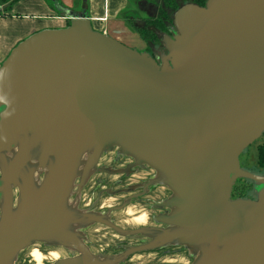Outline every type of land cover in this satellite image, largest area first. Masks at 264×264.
<instances>
[{"label":"water","instance_id":"95a60500","mask_svg":"<svg viewBox=\"0 0 264 264\" xmlns=\"http://www.w3.org/2000/svg\"><path fill=\"white\" fill-rule=\"evenodd\" d=\"M65 12L68 25L33 32L0 65V264L38 241L76 252L51 264H123L166 243L191 249L190 264H264V174L239 159L264 134V0L181 5L162 64ZM112 146L172 191L171 227L107 257L74 225L134 231L68 198L84 153L90 169ZM238 179L256 198H232Z\"/></svg>","mask_w":264,"mask_h":264},{"label":"flooded vegetation","instance_id":"af4514ba","mask_svg":"<svg viewBox=\"0 0 264 264\" xmlns=\"http://www.w3.org/2000/svg\"><path fill=\"white\" fill-rule=\"evenodd\" d=\"M66 20L68 21V19ZM174 33L175 28L173 25L167 31L159 32L163 46L164 35L174 36ZM135 49L139 50L138 48ZM139 51L148 52L159 64H162L167 53L165 47L163 50H160L152 47V45ZM89 161V154L84 153L82 157L83 163L80 166L79 175L74 180L68 203L83 214L95 213L119 228L134 231L133 233L119 234L116 230L100 222L75 224V230L82 234L84 243L94 254L115 257L130 247L145 245L151 242L155 235L150 234V231L155 232L159 229L171 227V225L163 223L161 217L171 213V209L165 206L164 202L172 195V191L167 186L156 181L157 172L155 169L146 164L137 163L133 157L124 154L117 146H112L110 149L102 151L94 165L90 169H87ZM257 173L264 174V172ZM37 174L38 172L36 171L35 175ZM41 179L42 174L38 182ZM252 184L255 192V196L252 199H254L256 198L257 190L254 182ZM18 192L19 190L16 189L15 199L18 197ZM109 197H116L117 202L113 204L106 203L105 198ZM232 198L237 197L232 195ZM131 205L138 208L134 214H140L138 217H132L131 220L136 221L138 218L143 217L141 222H136L137 224L133 225L120 214L121 211H124ZM142 210H146L147 212L141 213ZM99 228L110 231L112 235V237L105 236L103 238L104 245L103 242H100L101 240L97 242L94 239V236L100 233ZM33 245H38L44 249L56 250L59 257L76 253L64 246L43 241L35 242L31 246ZM62 251H65V254ZM49 253L52 254V252ZM137 253L141 255L138 259L144 260L147 264H190L195 258L191 249L177 243H166L154 249L139 251ZM137 253L126 257L123 264H127V262L131 264L137 263L133 260L134 255ZM22 259L23 256L19 254L15 264H22Z\"/></svg>","mask_w":264,"mask_h":264},{"label":"rangeland","instance_id":"374dc122","mask_svg":"<svg viewBox=\"0 0 264 264\" xmlns=\"http://www.w3.org/2000/svg\"><path fill=\"white\" fill-rule=\"evenodd\" d=\"M194 1H196V0H194ZM197 1H199V3H202L204 5L205 0H197ZM163 2H164L163 0H142L141 2L135 3V6H134V7L137 6V8L142 9V11L137 12L134 9V10H129L127 14L129 15V18L131 17V20L136 23L135 25L137 27H141V21L140 20L145 18V16H147V15H149V17H151V18L156 17L158 7L163 5ZM188 2H193V0H174V3L178 4L177 8H179L181 5L188 3ZM48 4H50V3H48ZM173 5L174 4L171 5V2H170L169 6H167V8L166 7L165 8L169 12H172V11L175 12V10L177 8L175 10H174V8L172 9V7H174ZM35 6H36L35 4H30V5L23 4L22 5L23 9L19 10L16 6L14 11L16 13H19L20 15H23V18L26 21V24H29V25L31 24L30 29L35 28L37 31H39V30H42L44 27L46 28V26H50L51 25L50 24L51 19H49L46 16L43 9H39L38 7H35ZM142 6H144V8ZM145 10H148V13ZM174 12H173V14H174ZM172 20H173V15H172ZM61 23H62L61 25L64 26L67 24V20L65 19ZM165 24L167 26L166 27V29H167L170 25H173V21H172V23L167 22ZM17 29H18L17 26L12 25L8 31L10 33H17L18 32ZM151 30H152L151 32H153L154 28H151ZM131 32L133 34H135V30L131 29ZM159 32L160 31H158V34H156V36L150 37L149 35H146L145 38H142L143 41H141V42H135L133 40H127V39L126 40L123 39L122 42L125 43L126 45L132 47V48H138L139 50L146 49L147 47H149L151 45H152V47H155L156 49L163 50L164 46L161 43V37L159 36ZM32 33H33L32 31L31 32L29 31L28 34H25L26 36H24V38L28 37ZM24 38H22L21 40H23ZM21 40H19L17 43H19ZM240 162H241V165L247 169H250V170L256 171V172H264V135L261 136L259 139H257L254 143H252L240 155ZM235 188H237V191L239 192V194L243 195L244 198H252L255 196L253 184L250 180H245V179L238 180L236 185H235ZM233 196L236 197L235 194ZM105 201H106V203H110V204L117 202L116 197L105 198ZM137 209L138 208H135L133 205H131L128 208H126L124 211H121L120 214L131 225L137 224L136 222H141V221H139V218L136 221L131 220L132 217H138L140 215V214H136V213L134 214V212L137 211ZM144 212H147V211L146 210L141 211V213H144ZM140 218H143V217H140ZM99 231H100V233L97 236H94V239L97 242H99L101 240L100 242H103V245H104L103 238L105 236L112 237L111 232L107 231L106 229H102V228H99ZM35 248L39 249L43 254V259L39 264H51L55 260L56 257L60 258L59 254L56 250H52V249L49 250L47 248L44 249V248H40L38 245H33L30 248H26L25 250L20 252L21 256H23L22 264H38L35 261V259H33V257H32V251ZM49 252H52V254H50ZM64 252L65 251H62V253H64ZM139 257H141V255L138 253L134 255L133 260H135L137 262L134 264H147V262H145L144 260L138 259ZM165 258H169V257H165ZM127 264H131V263L127 262ZM148 264H150V263H148Z\"/></svg>","mask_w":264,"mask_h":264},{"label":"crops","instance_id":"0c3cea01","mask_svg":"<svg viewBox=\"0 0 264 264\" xmlns=\"http://www.w3.org/2000/svg\"><path fill=\"white\" fill-rule=\"evenodd\" d=\"M142 0H57L54 5L48 4L45 0H19L13 4L12 8L0 14V65L8 56L11 49L16 43L26 36L28 32L37 31L35 28L30 29L31 24H26L23 15L16 13L14 9H23V4H35V7L43 9L46 16L51 19L50 26L62 27V21L66 19V10L78 14H87L90 18L93 28L105 32L116 39L133 40L141 42L142 37L133 34L130 25L127 23L131 20L127 14L129 10L139 12L142 9L134 7L135 3ZM144 8V6H142ZM18 10V11H19ZM148 13V10H145ZM149 17V15L145 16ZM132 21V20H131ZM17 26V33H10L9 28ZM45 28V27H44ZM27 32V33H26Z\"/></svg>","mask_w":264,"mask_h":264},{"label":"trees","instance_id":"16d2710c","mask_svg":"<svg viewBox=\"0 0 264 264\" xmlns=\"http://www.w3.org/2000/svg\"><path fill=\"white\" fill-rule=\"evenodd\" d=\"M17 1L19 0H0V6L2 7L0 9V14H3L5 11H8L12 8L13 4L16 3ZM48 3H50V5H54L55 2H57V0H46ZM163 5H159L160 7H158V10H157V15L156 17H145L143 18L141 21V27H137L135 24L134 21H131L129 20L127 23L130 25V30L133 29L135 30V33L138 34L140 37L142 38H145L146 35H149L150 37L151 36H156V34H158V31H167L168 28L171 26H169L167 29H166V24L167 22L169 23H172V15H173V12H169L167 11V6H169V3L171 2V5L174 4L172 7V9L174 8V10L178 7V4L174 3V0H163ZM194 3L198 4V5H203L202 3H199V1H194ZM192 2V3H193ZM166 7V8H165ZM171 13V14H170ZM69 24V20L67 21V24ZM151 28H154V31L151 32ZM141 34V35H140ZM149 37V38H150ZM236 195V197H243V195L239 194V192L237 191V188L234 187L233 189V193L232 195ZM66 251V250H65ZM70 252V251H68ZM21 256V254H20Z\"/></svg>","mask_w":264,"mask_h":264},{"label":"bare ground","instance_id":"6f19581e","mask_svg":"<svg viewBox=\"0 0 264 264\" xmlns=\"http://www.w3.org/2000/svg\"><path fill=\"white\" fill-rule=\"evenodd\" d=\"M67 19V18H66ZM147 218V217H146ZM143 220V218H139V221H142ZM147 220V219H146ZM56 253V252H55ZM32 257H33V259H35V261L39 264L41 261H42V259H43V254H42V252L39 250V249H37V248H35L33 251H32ZM55 259H57V257L55 258Z\"/></svg>","mask_w":264,"mask_h":264}]
</instances>
